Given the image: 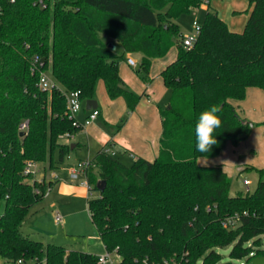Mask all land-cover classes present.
<instances>
[{
    "label": "trees",
    "instance_id": "trees-1",
    "mask_svg": "<svg viewBox=\"0 0 264 264\" xmlns=\"http://www.w3.org/2000/svg\"><path fill=\"white\" fill-rule=\"evenodd\" d=\"M50 1L42 8L33 0H0V200L5 202L0 256L35 264L97 261L96 254L44 243L22 230L30 207L49 185L27 180L32 174L25 173L26 160L46 161L49 155L53 164L55 148L60 162L70 151L60 136L79 128L67 112L66 90L79 89L84 100L94 98L102 78L109 96H124L132 110L140 95L122 79L120 60L141 52L138 72L147 80L152 60L174 45L177 58L162 71L172 92L160 111L159 154L128 164L105 148L97 152L86 174L89 189L100 191L88 198L92 221L107 250L119 253V264H162L174 255L181 264H246L264 255V248L253 250L264 236V167L258 168L255 191L231 194V178L221 165L198 162L200 156L218 155L228 141L247 138L253 129L232 99H243L249 86L264 89V0H248L241 31L231 29L207 2L191 47L183 44L176 19L205 0H100L103 7L91 0ZM42 70L55 79L51 91L38 85ZM212 105L221 108L219 143L201 153L195 124ZM23 121L29 126L21 135ZM102 179L104 190L98 187ZM233 217L232 226L228 219ZM227 245H232L230 258L224 260L218 247Z\"/></svg>",
    "mask_w": 264,
    "mask_h": 264
},
{
    "label": "crops",
    "instance_id": "crops-1",
    "mask_svg": "<svg viewBox=\"0 0 264 264\" xmlns=\"http://www.w3.org/2000/svg\"><path fill=\"white\" fill-rule=\"evenodd\" d=\"M234 2L241 7L237 6L234 10L235 13L245 12L242 13L243 17L240 19L238 26L234 15L229 17V14L228 16H223L219 11L218 13L227 21L231 29L241 31L249 16L247 9L250 7V4L249 1L236 0ZM209 3L212 7V0H209ZM113 42L119 50L122 49L120 42L115 39H113ZM142 55L141 52L127 53L126 57L119 62V73L122 79L128 88L140 95L136 107L130 110L127 99L124 96L111 98L107 92L104 80L100 78L97 81L94 94V98L98 101L99 116L84 128L75 132L72 137H62L65 139L64 141L62 140L63 143L70 144V151L66 156L70 157L71 153H74L81 145L87 146L92 153L91 156L84 159L80 158L73 163L68 169V175L65 177L67 180L71 178V169L77 168L79 161L92 160L97 152L104 148H109L112 153L123 161L131 160V163L138 156H143L149 160H154L158 156L160 148L159 140L163 129L160 111L161 108L168 104L172 92L164 82L162 71L177 58L178 46L174 45L165 56L156 57L152 60L150 70L147 73V80L142 78L141 74L135 70L138 65L140 66ZM129 57L134 59L136 65L129 63ZM232 102L238 108L241 115L254 124L251 133L247 138L240 140L236 144L228 141L224 149L216 156H200L198 158V162L202 165H221L228 175H230L229 172L232 168L240 171L244 170L245 167L242 163L244 159L242 160V158L245 155L244 152L249 148L251 151H254L255 148L261 151L259 158L261 164L259 165L261 168L264 167V137L259 144L253 142V137L256 136L257 130L258 134H261L264 130V126L262 125L264 122V89L258 86H249L243 99H232ZM90 111L91 109L86 107L85 102L82 109L78 112L77 118L80 121H84ZM256 124L261 125L260 127H256ZM110 142H112L111 146L109 145ZM246 156L249 157L252 154L247 153ZM48 167L51 169V176L54 175L56 177L57 173L53 170L54 162L51 164L49 161ZM36 172L35 178L49 183L47 191L56 183L52 179L53 177L47 178V167H45L44 171L38 168ZM82 175V173L79 174V176ZM66 186L72 190L76 187L74 185ZM58 214L61 215L62 220L56 219V215ZM64 219L65 217L61 213L55 214L57 222L64 221ZM21 228L23 230V224ZM97 232L87 236L81 247L62 245L66 246L68 250L77 249L96 255L105 254L108 250L98 229ZM112 255L116 256L115 253H112Z\"/></svg>",
    "mask_w": 264,
    "mask_h": 264
},
{
    "label": "rangeland",
    "instance_id": "rangeland-1",
    "mask_svg": "<svg viewBox=\"0 0 264 264\" xmlns=\"http://www.w3.org/2000/svg\"><path fill=\"white\" fill-rule=\"evenodd\" d=\"M91 1L99 4L102 7L104 6V4L101 3L103 1ZM234 1L236 0H212L213 3L211 9L216 10L217 12L219 11V13L223 16H228L229 14V17H231L234 15L236 24L238 26L240 24V19L243 17L242 13L245 12L243 11L238 14L235 13V8L237 6L240 7V5H237ZM241 1L244 2L248 0ZM206 12L207 3H203L201 6L192 9L190 12L181 14L176 19L181 33H183V35L194 33V20L202 23ZM138 68L139 65L135 68V70L138 71ZM142 74H144V72ZM260 125L256 124V127H260ZM255 135L256 136L253 137V142H255V144L261 143V139L264 137V130L261 134H258L257 130ZM62 140L64 141L65 139L61 137V141ZM247 153L252 154V156H246ZM91 154L92 153L87 146L81 145L79 149H77L74 153H71L70 157L65 156L64 161L60 162L59 150L58 148H55L53 152V170L57 173V178L54 175L51 176V169L48 167L51 156L48 155V160L46 161H39L36 163L37 169L40 168L44 171L45 167H47V178L50 176L51 178L53 177L52 179L56 183L53 184L52 188L47 191L43 198L36 201L30 207V210L22 223L24 232L28 233V235H30L32 238L42 240L46 243H61L64 245H73L77 247H81L83 245L84 241L87 239V236L93 233H98L88 211V198L98 197L100 195V191L98 189H89L88 185L84 183V181L87 179L86 175L84 174L76 179H71L69 177L71 180H67L65 178L69 173L68 169L73 165L74 162L80 158L84 159L88 156H91ZM244 154L245 155L242 158V160L244 159L242 162L245 167L244 170L240 171L231 167L232 170L230 169L231 171L229 172V176L231 178V194H236L238 191L246 190L253 192L259 183L260 175L258 168H261L259 165L261 164L259 161L261 151L257 150L256 148L254 151H251L249 148L244 152ZM124 162L131 164V160ZM93 172L95 175H98L97 167L94 166ZM36 175L37 172L32 173V176L28 177L27 180L32 182ZM245 178L249 179V184L244 182ZM66 185H74L76 187L72 190ZM4 208L5 202L0 200V212H2ZM58 212L65 217L64 221L57 222L55 220V214ZM249 244H252V242ZM231 248L232 245L218 247V250L224 256V260L230 258L229 252ZM259 248H264V236L262 244H253V250L255 252ZM201 263L202 260H200L198 264ZM0 264H6V259L2 256H0ZM27 264L35 263L33 260H30Z\"/></svg>",
    "mask_w": 264,
    "mask_h": 264
},
{
    "label": "built area",
    "instance_id": "built-area-1",
    "mask_svg": "<svg viewBox=\"0 0 264 264\" xmlns=\"http://www.w3.org/2000/svg\"><path fill=\"white\" fill-rule=\"evenodd\" d=\"M205 2H209V0H205ZM51 1L50 0H33V4L42 8H47L50 6ZM194 25V33L192 34H186L183 37V44L186 47H191L193 46V44L195 43L200 30H201V23H199L197 20H194L193 22ZM128 61L130 64L132 65H136L134 59L132 57L128 58ZM34 64L36 65L39 62V57L36 56L33 60ZM43 64V63H41ZM38 85L42 90H47V91H51L55 86H56V82L55 79L52 77V75L50 74V71L48 70H42L40 72V76H39V80H38ZM65 95L67 98V112L70 115V117L73 119V124L75 126H77L79 129L84 128L86 125H88L90 122H92L93 120H95L99 114L100 111L98 108H92L89 115L86 117V119L84 121H80L77 118V114L78 112L82 109V107L84 106L86 100H84L81 97V91L78 90H66L65 91ZM28 121H23L20 124L19 129L22 131L27 130L28 128ZM73 132L71 131H67L65 133H63L60 137H67L70 138L73 136ZM108 151H110L109 148H106ZM36 161L28 159L26 160V165H25V173L27 174H32L34 172L37 171V165H36ZM93 160L91 159H87V160H81L78 162L77 168H73L70 171V177L72 179H76L78 178L79 174L82 173L84 175L87 174V168L90 167L91 165H93ZM87 177V175H86ZM244 182L246 184H249L250 181L249 179L245 178ZM84 183L86 185H88V187L90 188V183L88 181V179H86L84 181ZM56 219L57 220H62V217L60 214L56 215ZM235 223V217L228 219V224L230 225H234ZM112 253H115L116 256H113ZM120 262V255L116 250L113 251H109L105 254H99L97 261L93 264H119ZM6 264H27L23 258L18 259L17 261H11V260H7ZM162 264H181L180 260H178L177 255L171 256L169 258L164 259V262Z\"/></svg>",
    "mask_w": 264,
    "mask_h": 264
},
{
    "label": "clouds",
    "instance_id": "clouds-1",
    "mask_svg": "<svg viewBox=\"0 0 264 264\" xmlns=\"http://www.w3.org/2000/svg\"><path fill=\"white\" fill-rule=\"evenodd\" d=\"M219 105H212L202 111L195 124L196 150L201 153L211 152L213 146L219 142L216 139V130L222 126V120L218 113Z\"/></svg>",
    "mask_w": 264,
    "mask_h": 264
},
{
    "label": "water",
    "instance_id": "water-1",
    "mask_svg": "<svg viewBox=\"0 0 264 264\" xmlns=\"http://www.w3.org/2000/svg\"><path fill=\"white\" fill-rule=\"evenodd\" d=\"M86 107L88 109L97 108L98 101L95 98H89L86 100ZM244 122L245 123L249 122L251 125H253L251 121L244 120ZM23 134H25V131H21V135ZM106 183H107L106 180L102 179L98 184L99 189L104 190ZM246 264H264V255H258V256L253 257Z\"/></svg>",
    "mask_w": 264,
    "mask_h": 264
}]
</instances>
